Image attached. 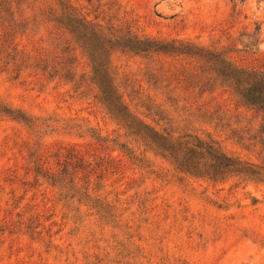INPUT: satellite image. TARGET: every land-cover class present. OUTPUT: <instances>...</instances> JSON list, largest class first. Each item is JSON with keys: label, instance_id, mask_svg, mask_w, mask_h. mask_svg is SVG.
<instances>
[{"label": "trees", "instance_id": "trees-1", "mask_svg": "<svg viewBox=\"0 0 264 264\" xmlns=\"http://www.w3.org/2000/svg\"><path fill=\"white\" fill-rule=\"evenodd\" d=\"M21 1L14 0L17 7ZM94 1L99 2L87 0ZM32 2L30 13L15 10L13 34L42 17V25L49 28L50 50L41 57L14 43L13 70L40 71L49 79L64 81L79 97L91 94L117 125L112 134L88 130L98 151L95 155L77 145L48 144L43 131L56 122L53 117L0 109L32 132L28 169L35 181L56 190L63 218L74 224L70 235L78 239L77 250L68 244L74 259L66 257V264L150 262L134 240L119 193L113 198L107 190L109 178L122 173L116 158L120 154L143 179L153 182L168 184L176 177L224 183L236 178L264 184V65L240 66L191 41L142 33L112 14L111 7L89 11L72 0ZM122 56L140 60L139 77L129 72ZM223 86L229 88L236 115L220 106L211 110L199 101ZM209 114L221 121L238 117L233 123L236 142L254 160L225 151L199 121ZM146 202L143 198L139 204L145 207ZM48 236L47 250L56 246Z\"/></svg>", "mask_w": 264, "mask_h": 264}, {"label": "rangeland", "instance_id": "rangeland-1", "mask_svg": "<svg viewBox=\"0 0 264 264\" xmlns=\"http://www.w3.org/2000/svg\"><path fill=\"white\" fill-rule=\"evenodd\" d=\"M72 1L89 11L111 7L112 14L142 33L191 41L223 53L237 65H264V0ZM32 5V0H22L18 7L14 0H0V109L53 117L56 122L43 131L48 144L77 145L96 155L88 130L112 134L117 125L92 95L79 97L70 85L40 71L13 70L14 43L41 57L50 50L49 28L42 25V17L25 25L24 32L13 34L17 13H30ZM121 59L131 74L140 76L139 59ZM205 96L199 101L209 109L220 106L236 115L227 86ZM216 117L209 114L199 121L230 155L254 160L236 142L233 123L238 117L226 121ZM32 141L28 127L0 113V264H66L74 259L70 250L78 240L70 235L74 224L63 218L56 190L33 179L27 162ZM116 158L122 173L109 178L107 190L113 198L119 193L134 240L150 259H143L144 264H264L263 183L236 178L224 183L181 181L176 177L168 184L153 182L143 179L125 156ZM143 198H147L145 207L139 204ZM48 235L56 246L47 250Z\"/></svg>", "mask_w": 264, "mask_h": 264}]
</instances>
